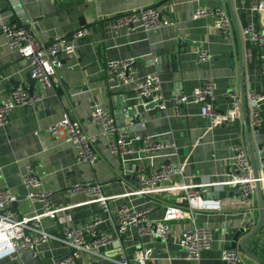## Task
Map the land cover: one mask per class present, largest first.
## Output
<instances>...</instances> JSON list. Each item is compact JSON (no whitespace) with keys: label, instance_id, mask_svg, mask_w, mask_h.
Here are the masks:
<instances>
[{"label":"crops","instance_id":"1","mask_svg":"<svg viewBox=\"0 0 264 264\" xmlns=\"http://www.w3.org/2000/svg\"><path fill=\"white\" fill-rule=\"evenodd\" d=\"M19 2L27 16L25 21H20L26 23V28L32 30L43 43L49 42L55 32L69 34L87 26H91V31L78 40L75 51L62 61L52 76L51 86L45 89V99L32 107L15 106L9 114V123L0 126V186L6 187L16 197L14 210L26 215L40 211L38 202H31L25 197L27 188L23 175L27 163H31L34 171L40 175L42 188L52 192L49 197L51 205L63 207L54 219H41V228L52 235H59L62 226L81 227L100 214V208L94 202H89V195H69L68 189L73 185L97 182L107 196L129 194L135 190L134 179L140 170L136 167L131 169L130 177L120 170L119 159L108 151L105 136L92 121L91 113L95 106L111 113L121 132L152 136L164 144L151 158L130 161L144 169L140 172L146 171L150 164H159L169 155H173L184 169L185 178L181 179L184 182L223 180L231 172L232 145L236 142L244 145L241 113L232 125L211 127L208 120L202 117L199 104L177 105L173 97L189 94L203 79L211 78L216 97L215 109L220 113L227 111L230 104L224 96L226 91H235L238 95L240 92L238 45L243 56L245 94L248 91L264 94V76L260 72L259 57L260 52L264 53V47L254 48L245 41L243 34L244 26L251 21L258 23L264 32V16L252 11L251 0H232L235 29L226 0H163L156 8L173 24L151 32H145L140 27L114 31L112 25L117 15L137 8L155 7V0ZM219 6L224 7L230 17L232 39L213 27V16L193 17L194 11L200 7L213 10ZM11 21L17 23L13 15L0 18V25ZM201 49H205L210 58L197 64L196 53ZM155 51H160L164 56L173 54L178 59L157 66L152 56ZM130 58L136 61L138 77L150 73L159 75L163 107L156 105L145 110L144 104L133 94L129 84L110 79L109 62ZM28 70L26 61L16 51L9 50L5 35L0 30V76L6 78H0V98H8L17 83H23L28 91H36L38 85L28 76ZM245 102L249 122L250 110L246 98ZM128 107L134 109L132 114L127 112ZM259 110L262 117L260 126H249L258 164L264 156V103ZM64 113L78 118L84 133L96 137L93 145L99 158L94 164L79 162L74 144L50 132V127L61 120ZM136 115L141 116L140 121L131 122V118H136ZM260 144L263 148L259 150L257 146ZM259 166L264 170V165ZM261 185L264 189V179H261ZM217 189L207 186L205 195L216 199ZM148 198L154 207L149 218L155 220L164 217L163 205L175 202V196L169 192L148 196L129 194L114 199L110 204V213L97 225L100 230L112 234L113 241L99 248L97 254L81 253L78 263L117 264L108 258L117 260L124 253L130 259L135 251H141L145 255L144 264H222L220 254L224 241L215 245L213 240L210 248L200 252L198 260L186 258L178 244V236L181 228L188 226L187 221L169 222L172 227L169 236L172 240L168 242L156 240L150 246H144L148 237L139 236L136 228H131L120 241L113 227L116 207L125 204L141 208ZM236 198L230 194L219 198L221 211L206 210L199 213L197 224H209L214 231L239 227L243 208ZM258 217L259 210L255 212L256 222ZM260 235H256L257 240ZM247 247L264 262V250L259 251L251 242L247 243ZM36 248V257L31 251H25L21 258L1 257L0 264H48L70 252V248L57 239L41 243ZM241 258L244 264H255L242 252Z\"/></svg>","mask_w":264,"mask_h":264},{"label":"built area","instance_id":"2","mask_svg":"<svg viewBox=\"0 0 264 264\" xmlns=\"http://www.w3.org/2000/svg\"><path fill=\"white\" fill-rule=\"evenodd\" d=\"M243 1V0H242ZM252 11L264 16V0H251ZM213 16V27L229 39L233 38L232 24L226 9L222 6L213 10L200 7L193 13L194 18L201 16ZM112 25V30H134L140 27L145 32L157 31L163 26L173 24L172 21L161 14L159 8L143 7L126 11L117 15ZM263 24V23H262ZM4 33L9 50L16 51L28 65V76L35 79L38 89L29 93L23 83H17L10 91L8 98H0V126L9 123V114L15 106L32 107L45 99V89L51 86L52 76L60 67L62 61L76 49L78 40L91 31V26L81 27L69 34L55 32L49 42L43 43L32 30L21 27L15 22H4L0 25ZM244 39L254 48L264 47V32L261 26L254 22H248L243 28ZM196 63L207 61L210 54L205 49L197 51ZM260 72L264 76V53L260 52ZM136 61L132 58L126 60H114L108 64V76L121 84H129L131 91L142 102H154L163 107L164 100L161 93V79L158 74L150 73L145 77L136 75ZM6 79L5 76H0ZM189 94H179L175 97L177 105L197 103L200 105L202 117L208 120L211 127L232 125L240 118V99L235 91L227 90L225 97L230 107L225 112L215 109V93L211 78H205L194 87ZM245 98L249 107V126H260L262 117L260 106L264 103V94L248 91ZM143 103V102H142ZM146 103H143L146 105ZM177 112L180 113L179 109ZM92 121L95 123L107 140V149L111 151L121 164L132 160L151 158L164 147V144L152 136H143L139 133L130 134L121 132L113 115L100 106L92 110ZM50 132L63 136L72 142L75 147L76 158L79 162L88 165L94 164L99 154L94 149L95 136L84 133L78 118L64 113L61 120L50 127ZM134 142V143H132ZM233 154L230 159L231 172L223 180L206 181L204 183L184 182V169L173 155L157 165L150 164L147 170L135 175V190L129 194L148 196L157 193H172L175 202L163 205L164 217L161 219L149 218V213L154 209L151 200L145 202L141 208L118 205L113 227L117 237L122 238L131 228H136L139 236L148 237V242L143 245H151L157 238L165 241L171 234L170 221H187V227L181 228L178 236V244L185 252L186 258L198 260L200 252L210 248L214 240V230L209 224H197V215L206 210L219 212L222 209L219 198H210L205 195L207 186L221 189L223 184L239 185L241 190L236 200L243 208L242 219L239 224L246 232H250L256 225L255 212L258 205L255 201V187L251 176V167L242 142L232 145ZM259 164L264 165V156ZM264 179V178H262ZM23 182L27 188L25 197L31 202L40 204V211L31 214H21L14 210L15 196L6 188L0 186V258H21L25 251H31L37 255V246L50 240L57 239L67 247L70 252L67 255L55 258L48 264H79L81 253L97 254L99 248L111 244L112 234L100 230L97 225L105 220L110 213V204L121 195L107 196L101 189V184L95 182L90 185L76 184L68 189L70 196L85 193L90 196L89 202H94L100 208V214L92 218L81 227H60L59 235H52L41 228V219H54L62 206H52L50 203L51 191L42 188L40 175L34 171L31 163L25 166ZM143 246V247H144ZM146 252V251H145ZM117 264H144L145 255L141 251H135L129 259L124 253L120 258L109 259ZM222 264H244L241 252L238 248L223 249L220 254Z\"/></svg>","mask_w":264,"mask_h":264},{"label":"water","instance_id":"3","mask_svg":"<svg viewBox=\"0 0 264 264\" xmlns=\"http://www.w3.org/2000/svg\"><path fill=\"white\" fill-rule=\"evenodd\" d=\"M163 0H155L156 4L155 7H158L160 3ZM227 2V9L229 16L231 17V21L233 23V27L235 29V16H233V6H232V0H226ZM11 15L14 16L15 21H17V24L21 27H27L26 23H22L20 19L26 20L27 16L25 14V11L22 7L21 2L19 0H0V18L3 17H10ZM246 24V21H244ZM236 31V30H235ZM238 45V66H237V72H238V85H239V99H240V110H241V116H242V129H243V138H244V145L246 148V153L249 161V166L251 167V176L253 179V185L255 187V197L256 202L258 204L259 209V217L256 222L255 227L250 232H246L244 228L241 227H227L222 229H217L214 231V242L215 245L217 243H220V241H224L222 243L221 247L222 249H235L239 248L243 255L250 258L252 261L255 262V264H264L259 258L256 256V254L253 252V250L249 249L247 247V243L251 242L254 244L259 251L264 250V189L261 185V179L264 178V170L262 167L259 166L257 157L255 155V148L252 143L251 138V129L249 128L248 119H247V112L245 110V91H244V72H243V56L241 53V48ZM172 55V56H171ZM171 55H162L160 51H155L152 53V56H154L156 60L157 66L163 65V63L168 62L171 63L173 59H178V56H175L173 54ZM157 71L160 69L157 67ZM32 81L34 82L35 79L32 78ZM31 93L32 90H29ZM176 96L173 97L174 101ZM148 100H143V103H146ZM157 104L154 102H149L144 105V109L155 107ZM134 109L132 107L127 108V112L129 114H132ZM141 119L140 115H136V118H131V122H139ZM257 148L260 150L262 149V144L258 145ZM120 170H122L126 176L130 177L131 169L135 168L137 170H144L141 166H137L131 162L121 164L120 163ZM138 171V172H140ZM241 190V186L239 185H226L223 184V187L221 189H217L215 191V196L217 198H222L226 194L235 195L238 196ZM260 238L257 240L256 235L260 234ZM120 241H122V238H119ZM171 236L168 237V239L165 240V242L171 241ZM157 241L160 242V240L157 238ZM220 245V244H219ZM163 246L164 245H160Z\"/></svg>","mask_w":264,"mask_h":264}]
</instances>
